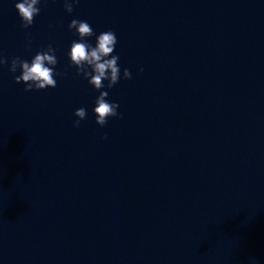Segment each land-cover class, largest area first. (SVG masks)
I'll list each match as a JSON object with an SVG mask.
<instances>
[{"label":"water","instance_id":"1","mask_svg":"<svg viewBox=\"0 0 264 264\" xmlns=\"http://www.w3.org/2000/svg\"><path fill=\"white\" fill-rule=\"evenodd\" d=\"M17 2L0 0V264H264V0H40L27 29ZM72 19L93 46L117 37L100 91L122 118L103 127L68 67ZM49 44L64 75L25 92L11 58Z\"/></svg>","mask_w":264,"mask_h":264},{"label":"clouds","instance_id":"2","mask_svg":"<svg viewBox=\"0 0 264 264\" xmlns=\"http://www.w3.org/2000/svg\"><path fill=\"white\" fill-rule=\"evenodd\" d=\"M78 3L79 0H64V10L71 14L74 5ZM39 4L40 0H20L15 4V9L21 20V28L27 29L32 26L34 18L40 13V8L37 6ZM68 30L78 36V41H72L70 50L66 53L70 60L68 67H75L76 75H82L94 90L99 91L93 109L96 124L103 127L110 117L122 118V114L117 112L118 103L108 102V92L100 91L105 88L103 83L105 80L108 81L107 88L111 89L121 79V69L118 64L119 56L113 54L117 44L115 33L111 30L100 33L96 36V43L93 46L87 42V38L95 35L88 22L72 19L68 24ZM30 44L31 41H29V50ZM55 52L56 49L49 44L46 50L38 51L30 62L21 59L19 56L11 58L8 70L11 73L20 70V75L14 77L15 83L20 84L23 82L26 85L25 92L55 88L57 82L54 76L64 75V73L55 71V66L58 63ZM7 64H9L8 58L0 53V66ZM140 71L142 72L143 68ZM123 78L126 80L132 79V73L129 69H124ZM86 114L85 108L77 109L74 115L78 119L73 122V127L78 128L80 122L85 119ZM102 139H107V136L105 135ZM252 264H256L255 258H253Z\"/></svg>","mask_w":264,"mask_h":264}]
</instances>
